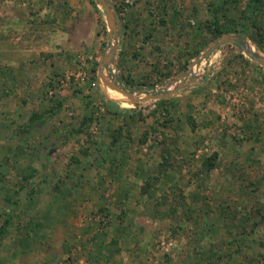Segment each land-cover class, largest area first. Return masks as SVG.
Listing matches in <instances>:
<instances>
[{
    "label": "rangeland",
    "instance_id": "obj_1",
    "mask_svg": "<svg viewBox=\"0 0 264 264\" xmlns=\"http://www.w3.org/2000/svg\"><path fill=\"white\" fill-rule=\"evenodd\" d=\"M109 1L111 65L97 0H0V264H264V67L230 42L190 66L219 38L216 20L264 56L255 4ZM255 20L264 29V10ZM100 71L136 94L179 85L165 97L177 155L146 193L159 99L126 101ZM178 188L185 206L170 214Z\"/></svg>",
    "mask_w": 264,
    "mask_h": 264
},
{
    "label": "trees",
    "instance_id": "obj_2",
    "mask_svg": "<svg viewBox=\"0 0 264 264\" xmlns=\"http://www.w3.org/2000/svg\"><path fill=\"white\" fill-rule=\"evenodd\" d=\"M249 2H253L255 4V8L251 9L249 11V14L246 15V18L248 19L249 24L253 26V28L257 29V35L260 38H264V29L262 28V26H258L256 25V17L258 15V13H260L261 11L264 10V0H249ZM210 28V32H211V36L212 38H216L219 37L220 35H222L225 31H227L225 29V27L219 23L217 20L213 23V25L209 26ZM237 57L239 59H241L242 61L248 62L251 64V62L244 58L242 53H237ZM256 65V67H259L258 64H254V66ZM174 99L171 98H162L159 100L155 101L154 107L153 109H151L150 111H148L149 115L155 116V128L153 126L149 125V128L153 131H155V146H158L160 149V159L157 162V164L155 165V176L151 177L148 176L145 179V184L144 186L141 188V192L142 193H146L147 190L149 189V187H151V185H153L152 183H150V179H155L156 181L159 180V176H161L162 174L168 172L171 168V164H172V160L174 158L175 155H177V150L178 149H171L169 148L167 145L169 143V141H171L173 138L172 136L174 135L173 132H168V128L171 127V129H174L172 126V121H173V116H172V111L174 109L173 104ZM130 111L125 112V115L122 114V119L124 120V123L127 122V116L129 114ZM117 112H113V114L116 115ZM40 115L39 114H34V116L30 117V120L33 121L34 119L38 118ZM188 117V116H187ZM92 118L91 117H86L84 119V121L82 122L81 125H84L85 123H87L88 121H90ZM187 120L189 121V125L191 126L192 129H194L195 127V123L194 120L191 117H188ZM121 125L118 126L117 129V133L112 134V142H115L118 140L119 136H121ZM173 134V135H172ZM147 139V137L144 138V140ZM143 141V140H142ZM151 147V146H150ZM218 157V153L213 151L211 154L203 157V160L201 162V168L203 170V172H207L211 169L214 168L215 166V161ZM155 181V183H156ZM58 183L56 184V186L58 187ZM180 188H178V192L173 195V200H174V204L172 205L171 209H170V214H176L178 211V206H181L184 209L185 206V195L183 194V192L181 190H179ZM167 195L165 194V197ZM255 225H257V222H254ZM179 227V226H178ZM175 229L173 230L172 234H175L176 232H174Z\"/></svg>",
    "mask_w": 264,
    "mask_h": 264
},
{
    "label": "water",
    "instance_id": "obj_3",
    "mask_svg": "<svg viewBox=\"0 0 264 264\" xmlns=\"http://www.w3.org/2000/svg\"><path fill=\"white\" fill-rule=\"evenodd\" d=\"M100 5L103 7L107 20H108V36H109V45H108V50L105 52V59H106V64L111 65L113 64V59L115 57L118 45H119V20L117 13L115 11V8L113 5L110 3L109 0H97ZM221 36V37H220ZM217 40H215L207 50H205L202 54L199 55L198 58H196L193 62H191L190 66L193 63H197L200 58H205L207 55H209L212 51H214L217 47H219L221 44H224L225 42H230L232 44L239 45L242 49V52L247 55L251 60L259 63L262 67H264V56L260 55L252 50L246 49L243 45L240 44L241 39L239 37H232L227 34H222L220 35ZM109 72V69H108ZM111 72V71H110ZM183 75V74H182ZM100 79L104 85H108L111 89L114 91L124 95L126 97V101L129 102H144L147 100H156V99H161L165 98L167 95L171 94L172 91H176L178 89V86L173 87L172 89L170 88L171 85H168L167 88L164 87L162 89L158 88H148V89H143L140 90L142 92L141 94H136V90H132L129 87H126L118 82L109 80L107 76L103 75V72L100 71L99 73Z\"/></svg>",
    "mask_w": 264,
    "mask_h": 264
},
{
    "label": "bare ground",
    "instance_id": "obj_4",
    "mask_svg": "<svg viewBox=\"0 0 264 264\" xmlns=\"http://www.w3.org/2000/svg\"><path fill=\"white\" fill-rule=\"evenodd\" d=\"M105 87H109L108 85H105ZM122 95V94H121ZM125 99H126V97L124 96V95H122Z\"/></svg>",
    "mask_w": 264,
    "mask_h": 264
},
{
    "label": "flooded vegetation",
    "instance_id": "obj_5",
    "mask_svg": "<svg viewBox=\"0 0 264 264\" xmlns=\"http://www.w3.org/2000/svg\"><path fill=\"white\" fill-rule=\"evenodd\" d=\"M120 84H121V82H120ZM126 87H128V86H126ZM129 88H130V87H129ZM131 88H132V87H131ZM131 88H130V89H131Z\"/></svg>",
    "mask_w": 264,
    "mask_h": 264
}]
</instances>
